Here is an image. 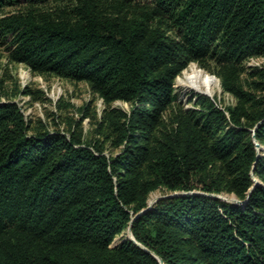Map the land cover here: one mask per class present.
<instances>
[{
    "label": "trees",
    "instance_id": "trees-1",
    "mask_svg": "<svg viewBox=\"0 0 264 264\" xmlns=\"http://www.w3.org/2000/svg\"><path fill=\"white\" fill-rule=\"evenodd\" d=\"M52 1L0 0V43L35 71L85 80L107 101L132 102L127 143L110 157L59 133L29 135L16 104H0V264H160L157 257L163 264H264V165L257 166L252 142L242 144L245 131L223 132L214 152L192 134L153 154L142 132L173 98L172 62L264 54V0H75L73 19L32 9ZM22 3L28 8L3 12ZM228 111L237 124L236 109ZM256 125L253 136L264 142V110ZM214 158L225 173L237 172L235 190L248 191L243 205L171 196L132 220L150 191L192 189ZM130 221L135 239L157 257L130 240L109 248Z\"/></svg>",
    "mask_w": 264,
    "mask_h": 264
},
{
    "label": "rangeland",
    "instance_id": "rangeland-1",
    "mask_svg": "<svg viewBox=\"0 0 264 264\" xmlns=\"http://www.w3.org/2000/svg\"><path fill=\"white\" fill-rule=\"evenodd\" d=\"M75 5V0H53L47 4H35L32 9L39 17L48 15L55 19H73ZM26 8L27 5L22 3L8 6L3 12ZM106 8L107 12L113 10L108 5ZM168 34L172 37L173 31L169 30ZM7 46L6 41L0 43V104H16L25 118L29 135L59 133L75 138L80 144L97 146L110 157H115L124 148L127 142L122 141L123 129L132 102L123 99L107 101L85 80L53 71H35L26 63L13 60ZM192 64L218 79L212 96L181 85L177 80ZM171 65L175 70L173 98L163 107L158 121L142 130L149 135L150 152L153 154L162 148L180 147L192 134L205 137L208 149L214 152L215 139L223 132L244 130L242 144L253 143L258 159H261L257 166H263L264 152L259 146L264 148V142L255 146L258 141L253 133L264 110V54L252 55L239 62L206 58L180 60ZM227 68L235 70L232 80L227 78ZM224 79L230 86L234 84L235 92L226 89ZM229 108L236 109L237 124L231 121ZM218 111L223 113V117ZM136 127H133L135 134L142 135ZM132 140L130 138V145H134ZM143 141L144 136L139 138L140 143ZM230 159L227 158L228 162ZM222 166L223 163L214 158L205 171L195 174L190 190H168L158 186L146 195L145 206L132 214V219L143 214L141 212L146 208H152L159 199L171 196L196 194L218 198L232 205H243L248 191L238 193L235 190L237 172H233L231 167L227 174ZM253 170L247 174L253 182H258L260 175H253ZM216 185L219 190L207 189ZM124 240L132 241L143 250L148 249L135 239L129 225L115 235L109 248L118 246Z\"/></svg>",
    "mask_w": 264,
    "mask_h": 264
},
{
    "label": "bare ground",
    "instance_id": "bare-ground-1",
    "mask_svg": "<svg viewBox=\"0 0 264 264\" xmlns=\"http://www.w3.org/2000/svg\"><path fill=\"white\" fill-rule=\"evenodd\" d=\"M177 80L181 85L211 96L214 94L215 86L219 83L218 79L214 76L197 68L193 64L190 65L189 68L177 78ZM259 149L264 152V148L262 146H259Z\"/></svg>",
    "mask_w": 264,
    "mask_h": 264
},
{
    "label": "water",
    "instance_id": "water-1",
    "mask_svg": "<svg viewBox=\"0 0 264 264\" xmlns=\"http://www.w3.org/2000/svg\"><path fill=\"white\" fill-rule=\"evenodd\" d=\"M255 146H259V143L258 142H256L255 143ZM259 156V154H258V152H257V157ZM148 208H146L144 211H142L141 213H144L146 210H147ZM133 220V219H132ZM130 226H131V221H130V223H129V228H130ZM144 250L145 251H147V252H149V253H151V254H154V253H152L151 251H149L148 249H146V248H144ZM158 258V261L160 262V264H163L162 263V260L159 258V257H157Z\"/></svg>",
    "mask_w": 264,
    "mask_h": 264
}]
</instances>
